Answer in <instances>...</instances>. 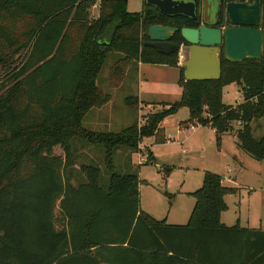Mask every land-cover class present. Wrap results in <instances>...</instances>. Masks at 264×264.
I'll return each instance as SVG.
<instances>
[{
  "label": "trees",
  "instance_id": "trees-1",
  "mask_svg": "<svg viewBox=\"0 0 264 264\" xmlns=\"http://www.w3.org/2000/svg\"><path fill=\"white\" fill-rule=\"evenodd\" d=\"M260 1L261 57L241 63L222 58L219 80L185 81L179 66L185 50L163 55L145 43L148 27L190 28L187 18L166 17L147 5L130 13L127 0H99L95 19L89 9L97 0H0V264H264L263 230L221 222L224 197L237 192L221 176L204 172L201 187L187 194L194 200L187 223L167 225L141 210L138 175L113 172L116 153H138L142 139L157 136L161 121L181 108L192 125L212 128L218 147L238 123L239 148L264 161V134L256 140L251 128L264 120ZM171 41L185 44L179 34ZM107 52L121 55L123 66L177 68L180 99L162 103L141 127L135 121L117 133L85 129L86 113L109 101L97 84ZM231 84L243 95L235 107L222 102ZM126 104L138 107L133 98ZM74 140L102 147L106 187L100 186L101 168L91 164H81L85 180L72 183ZM55 147L64 159L53 156ZM163 171L167 177L171 168Z\"/></svg>",
  "mask_w": 264,
  "mask_h": 264
},
{
  "label": "rangeland",
  "instance_id": "rangeland-1",
  "mask_svg": "<svg viewBox=\"0 0 264 264\" xmlns=\"http://www.w3.org/2000/svg\"><path fill=\"white\" fill-rule=\"evenodd\" d=\"M98 2L89 9L90 19L98 16ZM144 2L127 0V12L145 11ZM105 54L97 84L100 91L109 96V102L101 108L94 107L86 114L82 122L85 129L117 133L135 121L140 123L146 115L161 110L162 103H174L180 99L181 92L176 85L177 73L173 68L136 62L123 66L119 60L121 55L111 52ZM184 57H187L186 51ZM122 69L124 71L121 74ZM4 78L0 69V82ZM223 94L222 102L227 106L235 107L243 102L242 92L235 84L226 86ZM139 95L147 99L140 103L141 106L126 104L127 99H136ZM176 118L182 128L178 132L175 128L169 129L167 142L157 145L153 139L145 138L140 146L148 148H139V155L132 153L126 158L124 154L129 152L121 151L113 158L114 173L136 174L143 182L139 186L141 210L152 212L157 220L171 214L170 219L176 216V222L185 223L194 206V200L187 194L199 189L204 172H210L231 176L237 188L236 194L224 199L227 210L222 213L221 222L227 227L239 223L243 228L264 231V161L253 160L239 148L236 132L240 125L233 123V130L222 136L218 147L210 126L193 124L194 129H190L187 108L179 109ZM251 128L254 139L259 140L264 134V120H254ZM72 147L76 149L73 153L75 166L71 169L72 183L76 185L83 182L85 178L79 173V167L81 164H91L101 168L100 186L106 187L110 173L102 163V147L79 140H74ZM53 156L64 159L60 147L54 148ZM139 160L143 161L142 165L138 164ZM165 167L171 168L167 177L164 176ZM55 212L58 213V203Z\"/></svg>",
  "mask_w": 264,
  "mask_h": 264
},
{
  "label": "water",
  "instance_id": "water-1",
  "mask_svg": "<svg viewBox=\"0 0 264 264\" xmlns=\"http://www.w3.org/2000/svg\"><path fill=\"white\" fill-rule=\"evenodd\" d=\"M252 1L248 7L227 6L231 28L213 29L202 25L197 29H178L153 25L146 31L145 46L163 55L185 50L187 57L181 62L185 81L219 80L222 58L230 63H241L247 59L258 60L262 55L261 1ZM144 3L166 17L189 19L195 13L194 0H145ZM176 34L185 44L171 41Z\"/></svg>",
  "mask_w": 264,
  "mask_h": 264
},
{
  "label": "flooded vegetation",
  "instance_id": "flooded-vegetation-1",
  "mask_svg": "<svg viewBox=\"0 0 264 264\" xmlns=\"http://www.w3.org/2000/svg\"><path fill=\"white\" fill-rule=\"evenodd\" d=\"M195 13L189 18L191 27L197 29L204 25L213 29L233 27L226 15L228 5L250 6L252 0H194Z\"/></svg>",
  "mask_w": 264,
  "mask_h": 264
},
{
  "label": "crops",
  "instance_id": "crops-1",
  "mask_svg": "<svg viewBox=\"0 0 264 264\" xmlns=\"http://www.w3.org/2000/svg\"><path fill=\"white\" fill-rule=\"evenodd\" d=\"M185 59V57H184V52H181V54L179 55V66H180V63L183 61ZM140 64V63H139ZM158 66H162V65H158ZM165 67H167V66H165ZM169 68H172V67H169ZM175 71H176V73H177V80H178V77H179V70L177 69V68H173ZM177 80H176V85H177ZM180 89V88H179ZM238 90V89H237ZM181 92V91H180ZM224 95V94H223ZM135 99V98H134ZM136 100H137V104L139 105V106H141V102H146L147 101V99H144V97H142V95H139L137 98H136ZM149 101H151V100H149ZM149 101L147 102V103H149ZM109 102V101H108ZM107 102V103H108ZM168 103V102H167ZM166 103V104H167ZM106 104V103H105ZM104 104V105H105ZM104 105H102V106H100L99 108H101V107H103ZM138 106V107H139ZM94 108V107H93ZM92 108V109H93ZM92 109H90V110H92ZM89 110V111H90ZM88 111V112H89ZM160 111V110H159ZM87 112V113H88ZM158 112V111H157ZM86 113V114H87ZM178 113V112H177ZM177 113L176 114H174V115H171V116H168V117H165L162 121H161V123L159 124V133L157 134V136H153V137H150L151 139H153V142L155 143V144H157V145H161L160 143H157V141L159 140V139H161V138H163L164 140H165V142H167L168 140H167V137H168V135H167V132L169 131V129H176V131L178 132L181 128H182V125H181V122H178V119L176 118V116H177ZM86 116V115H85ZM145 139V138H144ZM143 140V139H142ZM140 148L142 149H144V148H148V146H140ZM119 152H121V151H119ZM140 153H137V155H139ZM128 155H129V153H125L124 154V157H128ZM142 163H143V161H141V160H139V162H138V164L139 165H142ZM222 177V182H223V184H224V186H226V187H230V188H236V187H234V185H233V178L231 177V176H228V177H225V176H221ZM237 189V188H236ZM226 196H228V195H226ZM225 196V197H226ZM225 197H224V199H225ZM142 211H144V210H142ZM145 213H147L148 215H150L152 218H154L155 220H157L155 217H154V215L152 214V212H150V211H144ZM55 214H57L56 212H55ZM170 215L171 214H169L168 215V217L167 218H162V219H158L157 221H162V220H165L166 221V224L167 225H185L186 223H187V221H188V218L189 217H187V219H186V221H185V223H181V222H176L175 220H176V216H174V217H172L171 219H170ZM171 221H170V220ZM55 228L56 229H59L60 227H59V225L58 224H55ZM142 242L144 243V244H147V243H149L150 241L148 240V241H145V240H142ZM140 263V262H139ZM146 263V261H144L143 260V262H141L140 264H145ZM146 264H148V263H146Z\"/></svg>",
  "mask_w": 264,
  "mask_h": 264
},
{
  "label": "built area",
  "instance_id": "built-area-1",
  "mask_svg": "<svg viewBox=\"0 0 264 264\" xmlns=\"http://www.w3.org/2000/svg\"><path fill=\"white\" fill-rule=\"evenodd\" d=\"M145 124V117L142 119V121L139 123L138 122V127H141V126H143ZM197 126V125H196ZM190 129L191 130H193L194 129V126H192V124H191V126H190ZM139 148H140V144H139Z\"/></svg>",
  "mask_w": 264,
  "mask_h": 264
}]
</instances>
